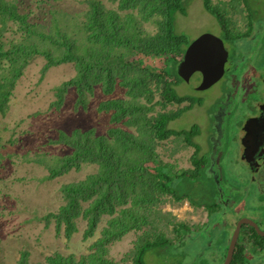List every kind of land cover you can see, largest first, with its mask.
<instances>
[{
    "label": "rangeland",
    "instance_id": "374dc122",
    "mask_svg": "<svg viewBox=\"0 0 264 264\" xmlns=\"http://www.w3.org/2000/svg\"><path fill=\"white\" fill-rule=\"evenodd\" d=\"M5 1L15 4L24 20L37 27L35 31L55 36L62 31L68 32L79 42L82 50L85 49L87 38L91 34V31H87L90 25L87 13L93 3L101 5L104 11L118 14L124 20L133 14L137 22L131 21L128 24L143 32L142 34L153 35L157 30L154 23L158 20L156 15L142 20L135 9H124L126 0ZM249 4L253 10L251 20L243 0H211L212 7L216 8L226 21L228 35H245L251 28L250 38L245 36L242 39L226 40L222 27L217 19L205 10L202 0H192L187 6L186 15L178 13L175 19L176 31L185 34L190 42L209 33L223 39L229 52L224 77L209 89L196 91L186 82L174 80L179 95L199 99L201 104L196 103L178 119L171 121L169 128L182 131L198 126L200 134L195 141L200 145L202 157L213 162L216 154L221 152L220 164L213 165L214 162L211 166L213 172H219V176L210 180L194 181L187 187L186 183L184 189L200 205L213 203L217 191L221 195L224 194L226 199L240 202L238 209L232 210L233 208L228 207L226 211L234 224L237 217H249L256 222L264 220V205L258 206L257 199L251 204V197L246 198L248 193L243 189L248 187L245 182L248 176L243 178L242 172L238 170L242 168L240 163L236 165L237 154L233 155L237 128L241 125L239 121L249 110L248 104L257 100L260 94L259 84L261 79L264 80V0H249ZM109 29L114 28L109 25ZM92 30L96 32V28ZM0 32V53L4 50L13 52L20 44L27 47L30 58L24 67H19L21 76L19 75L14 83L5 113L0 114V264H18L24 257L28 264H46L45 259L55 254L74 255L76 258L86 256L96 250L93 244L101 237V230L107 225L109 215H101L96 231L88 238L84 236L88 228L85 220L76 219L77 231L67 237L65 226L59 230L54 221L47 225L43 219L49 211H57L62 205H66L61 192L62 186L85 180L89 175L97 173L98 167L96 164L81 163L79 167L73 165L66 168V172L47 179L49 171L46 164L58 165L59 158L70 155L75 150V147L55 144L60 132L72 135L75 130L82 134L94 130V135L90 138H95L106 135L109 129L120 128L137 134L136 128L128 123L130 114L116 119V109L105 111L101 110V106L110 100H130L127 95L128 87L122 76L136 77L139 74L138 69L122 71L113 68L111 73H108L106 69L98 68L92 73H85L86 82L76 83L74 80H79L85 67L72 62L50 66L42 48L31 51L32 44L48 46L49 43L44 37L39 38L36 34L26 37L22 20L0 14ZM95 36L93 44L107 43L109 47L112 46L111 40L102 39L97 32ZM115 43L112 46L113 54L124 56V61L129 64L138 62L137 55L133 56L128 46ZM52 49L54 56L60 55V49ZM37 51L39 53H36ZM12 54L13 58L18 60L22 55L21 51ZM139 58L158 67L164 63L162 59L152 56L141 55ZM177 58L181 59V55L177 54ZM4 59L0 60V72L1 66L10 68ZM111 77H115L113 91L106 94L104 80H110ZM96 78L100 82L90 85L89 81L92 82ZM70 82L75 83L69 84ZM64 83L69 85L65 86ZM148 86L150 90H155L154 82ZM161 99L156 92L154 102L140 101L148 108V116L175 112L189 104L184 102L179 105H163ZM193 152L194 149L186 146L181 137L175 136L158 142L155 146L157 159L171 166L177 173L194 168L191 162ZM233 158L236 164L230 162ZM146 167L153 170L156 164L149 163ZM208 170L204 173L210 177ZM159 199L155 205L135 207L132 206L131 199L122 206L118 205L117 200L114 201V204H117V215L120 209L136 210L139 219L144 217L148 225L105 243V258L109 262L132 264L129 256L139 238L152 240L161 234L173 241L175 234L172 222H185L190 227L197 228L205 223L208 217L205 208L194 207L187 200L177 202L168 196H161ZM216 219L219 220L218 217ZM262 224L264 230V222ZM201 230L195 236V243L194 240L190 243L194 248L186 245V242L167 243L151 248L145 254V264H213L211 254L216 255L215 251L224 247L222 242L227 238V232L221 228ZM219 232L221 238L218 248H215ZM204 244H210L213 247H210L211 251L203 252ZM221 251L223 252L222 248Z\"/></svg>",
    "mask_w": 264,
    "mask_h": 264
},
{
    "label": "trees",
    "instance_id": "16d2710c",
    "mask_svg": "<svg viewBox=\"0 0 264 264\" xmlns=\"http://www.w3.org/2000/svg\"><path fill=\"white\" fill-rule=\"evenodd\" d=\"M191 1L126 0L124 9H135L140 15V19L148 20L155 15L158 17V20L154 22L157 30L153 35L142 34L143 32H139L133 25L130 26L128 24L131 21L137 22L136 16L133 14H130L128 19L124 20L118 14L104 11L101 5L93 3L87 13L90 24L87 27V31H91V34L87 38L88 42L85 49L82 50L79 42L68 32L62 31L55 36L35 31L37 27L24 20L18 13L15 4L0 0V14H7L10 18L22 20L26 37L36 34L39 38L44 37L49 43L48 46L32 44V52L42 48V53L49 60L50 66L72 62L85 67L79 80H74L76 83L86 82L85 73H92L98 68L106 69L108 73H111L110 70L113 68L122 71H127L125 69H138L139 73L132 78L122 76L125 85L128 87L127 95L130 100H110L104 102L101 106V110L105 111L116 109L117 115L115 114L114 116L116 119L130 114L128 123L136 128L137 134L126 132L120 128H112L104 136L90 138L94 135V130H89L86 134L75 130L72 135L60 132L59 139L55 141V144L75 147V150L72 154L59 158L60 163L58 165L51 166L46 164L49 171L47 179H52L66 172V168L73 167V165L79 167L81 163L96 164L98 172L89 175L85 180L62 186L61 192L65 197L66 205H62L57 211H49L43 220L47 225L54 221L59 230L65 226L67 237L77 231L76 219L85 220L88 223V228L84 236L88 238L96 231L101 215L106 214L110 218L107 221V225L101 230V237L93 244L96 248L94 252L80 258H76L74 255L63 256L55 254L45 259L46 264H115L105 258L106 248L103 245L122 237L131 230H139L143 226L148 225V222L146 224L144 217L140 220L136 210L120 209L117 215V204H114V201L117 200L120 206L126 205L129 199H131V204L134 207L155 205L160 201L159 198L161 196H168L177 202L187 200L194 207L205 208L208 211V220L197 228H192L185 222H172L175 234L173 241L161 234H158L152 240L145 237L139 238L129 256L132 264H145V254L151 248L161 247L167 243L186 242V245H190L201 229V231L203 229L209 231L219 228L227 232V238L222 242V245H225L222 247L224 250L221 260H224L233 230L229 231V229L235 225L229 221L228 218L231 216H228L226 211L228 207L230 209L233 208L232 210L238 209L240 202L229 198L226 199L224 194L221 195L217 191V197L213 203L200 205L184 189V184L186 183L187 187L194 181L217 178L219 172H213L211 166L214 162L215 164L213 165L220 164L222 154L221 156L216 154L213 162L202 157L200 145L195 141V138L200 134L198 126L182 131L169 128L171 121L178 119L196 103L201 104L199 99L188 95H179L176 92V83L174 82V80L182 81L177 72V66L190 43L185 34L178 33L175 29L176 14L186 15L187 6ZM202 1L205 10L213 15L222 27L223 36L226 40L242 39L245 36L250 38L251 28L245 35H228L226 21L220 12L212 7L211 0ZM243 1L248 9V17L250 19L253 16V10L250 8L249 0ZM109 25L113 26L114 29L110 30ZM93 28H96V32L102 39L111 40L112 46L116 44L115 42H117V45L128 46L130 53L133 56L137 55L138 62L126 63L124 56L113 54L112 46L109 47L107 43L102 45L93 44L92 40L96 37V32L92 30ZM52 48L60 49V55L54 56ZM13 50V52L4 50V52L0 53V60L7 58L4 60L8 62L10 67L1 66L0 114L5 113L14 83L19 78V75L21 76V72L18 71L19 67H24L30 59L26 46L19 44ZM16 51H21L22 55L19 60L15 57L13 58L12 53L15 54ZM36 53H39V51ZM177 54L181 55V59L177 58ZM141 55L162 59L164 63L161 67H158L141 60L139 58ZM113 80H115V77H111L110 80H104V91L106 94H110L113 91ZM75 82H70L69 84ZM98 82H100L98 78L92 82L89 81L90 85ZM151 82L155 84L154 91L149 89L148 84ZM69 84L64 83L65 86ZM156 92L161 96L163 105H179L184 102H189V104L175 112L157 113V115L148 116L146 113L148 108L140 101L143 100L144 103L154 102ZM172 136L181 137L186 146L194 149L191 158V162L194 165L193 169L177 173L172 170L171 166L157 159L155 146L158 142L165 141ZM233 161L234 158L231 162L233 163ZM149 163L156 164V167L153 170H149L146 167ZM207 169H209L210 177L204 173ZM218 237V241H215V248L219 246L220 232ZM195 240L193 243H195ZM249 245H253L252 247L255 249L264 250V237L259 236L253 228L245 226L239 236L230 264H247L246 252L249 250ZM191 247L194 248L193 246ZM210 247V244H204L203 252L211 251L210 249L213 247ZM219 249L221 248L217 250ZM190 251L192 252V249ZM210 258H215L214 253L211 254ZM18 264L28 263L24 257L19 260Z\"/></svg>",
    "mask_w": 264,
    "mask_h": 264
},
{
    "label": "water",
    "instance_id": "95a60500",
    "mask_svg": "<svg viewBox=\"0 0 264 264\" xmlns=\"http://www.w3.org/2000/svg\"><path fill=\"white\" fill-rule=\"evenodd\" d=\"M228 59L229 52L223 39L205 33L186 47L177 66V72L181 80L193 90H207L223 78L227 71ZM241 159H246L245 154L241 156ZM245 226L253 228L259 236L264 237V230L259 227L255 220L249 217L239 218L232 230L222 264L231 263L239 236Z\"/></svg>",
    "mask_w": 264,
    "mask_h": 264
},
{
    "label": "flooded vegetation",
    "instance_id": "af4514ba",
    "mask_svg": "<svg viewBox=\"0 0 264 264\" xmlns=\"http://www.w3.org/2000/svg\"><path fill=\"white\" fill-rule=\"evenodd\" d=\"M261 81L257 100L248 104L249 110L239 121L241 125L237 128L234 140L236 147L233 154H237L236 161L238 162L236 164V161H233V164L238 166L240 163L242 168H238V170L242 172L243 178L248 176L245 180L248 187L243 189L245 193H248L246 198L251 197V204H253V200L257 199L258 206L264 205V80L261 79ZM243 154L246 157L244 160L241 159ZM218 155L221 156V152ZM253 195L255 198H252ZM263 222L264 220L257 221L261 229Z\"/></svg>",
    "mask_w": 264,
    "mask_h": 264
},
{
    "label": "crops",
    "instance_id": "0c3cea01",
    "mask_svg": "<svg viewBox=\"0 0 264 264\" xmlns=\"http://www.w3.org/2000/svg\"><path fill=\"white\" fill-rule=\"evenodd\" d=\"M239 218H241V217H237L236 219H239ZM229 219V221L232 223V221L230 220V218H228ZM208 220V217L206 218V221ZM205 221V222H206ZM234 228V226L233 227H231L230 229H229V231H231L232 229ZM253 246V245H252ZM252 246H250L249 245V250L246 252V255H247V264H263V262H264V258H260V256L259 255H261V256H264V250H260V249H255L254 247H252ZM222 248V247H221ZM223 250H224V248H223ZM214 256L216 257V258H214L212 261V263L213 264H218L217 262H219V264H222V260H221V258H222V251H221V249L220 250H218L217 252H216V255L214 254Z\"/></svg>",
    "mask_w": 264,
    "mask_h": 264
}]
</instances>
